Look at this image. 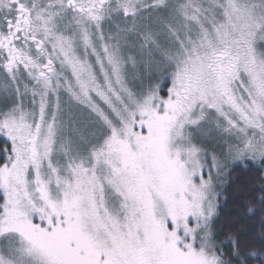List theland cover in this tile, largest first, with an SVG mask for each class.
I'll return each instance as SVG.
<instances>
[{"label": "snow or ice", "instance_id": "snow-or-ice-1", "mask_svg": "<svg viewBox=\"0 0 264 264\" xmlns=\"http://www.w3.org/2000/svg\"><path fill=\"white\" fill-rule=\"evenodd\" d=\"M0 264H264V0H0Z\"/></svg>", "mask_w": 264, "mask_h": 264}]
</instances>
